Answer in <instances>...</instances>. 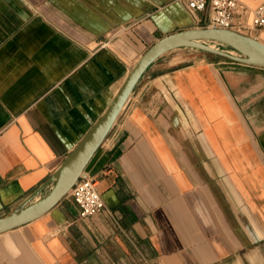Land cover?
<instances>
[{"label":"crops","instance_id":"1","mask_svg":"<svg viewBox=\"0 0 264 264\" xmlns=\"http://www.w3.org/2000/svg\"><path fill=\"white\" fill-rule=\"evenodd\" d=\"M195 27L178 0H0V217L52 177L151 45ZM246 34L264 42V28ZM85 172L107 210L81 218L67 194L0 233V264H264V67L164 54Z\"/></svg>","mask_w":264,"mask_h":264},{"label":"water","instance_id":"2","mask_svg":"<svg viewBox=\"0 0 264 264\" xmlns=\"http://www.w3.org/2000/svg\"><path fill=\"white\" fill-rule=\"evenodd\" d=\"M208 42H218L221 46L213 47ZM180 48L198 49L233 61L264 67V42L235 30L195 27L162 37L141 55L103 115L77 143L52 177L13 211L0 217V233L38 218L70 192L79 178L85 175L88 164L108 136L146 70L164 54ZM229 49L235 50L238 55L230 53ZM51 183L49 191L38 197Z\"/></svg>","mask_w":264,"mask_h":264},{"label":"built area","instance_id":"3","mask_svg":"<svg viewBox=\"0 0 264 264\" xmlns=\"http://www.w3.org/2000/svg\"><path fill=\"white\" fill-rule=\"evenodd\" d=\"M178 1L190 13L196 27L231 29L245 34L254 28H264V5L250 9L240 0ZM68 194L79 205L81 218L107 210L96 176L85 172Z\"/></svg>","mask_w":264,"mask_h":264},{"label":"bare ground","instance_id":"4","mask_svg":"<svg viewBox=\"0 0 264 264\" xmlns=\"http://www.w3.org/2000/svg\"><path fill=\"white\" fill-rule=\"evenodd\" d=\"M210 45H212L213 47H219V46H217L216 44H214V43H218V42H208ZM229 52L230 53H233V54H237L238 55V53L235 51V50H233V49H229ZM139 60V59H138ZM137 60V61H138ZM118 92V91H117Z\"/></svg>","mask_w":264,"mask_h":264},{"label":"rangeland","instance_id":"5","mask_svg":"<svg viewBox=\"0 0 264 264\" xmlns=\"http://www.w3.org/2000/svg\"><path fill=\"white\" fill-rule=\"evenodd\" d=\"M247 35H249V34H247ZM251 36V35H250ZM214 44H216L217 46H221L219 43H214Z\"/></svg>","mask_w":264,"mask_h":264}]
</instances>
